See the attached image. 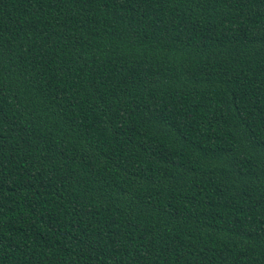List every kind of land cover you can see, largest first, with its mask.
<instances>
[{"label": "trees", "instance_id": "16d2710c", "mask_svg": "<svg viewBox=\"0 0 264 264\" xmlns=\"http://www.w3.org/2000/svg\"><path fill=\"white\" fill-rule=\"evenodd\" d=\"M0 264H264V0H0Z\"/></svg>", "mask_w": 264, "mask_h": 264}]
</instances>
